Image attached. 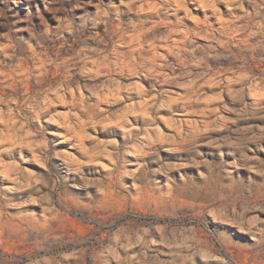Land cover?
Returning <instances> with one entry per match:
<instances>
[{"label":"rangeland","instance_id":"obj_1","mask_svg":"<svg viewBox=\"0 0 264 264\" xmlns=\"http://www.w3.org/2000/svg\"><path fill=\"white\" fill-rule=\"evenodd\" d=\"M0 264H264V0H0Z\"/></svg>","mask_w":264,"mask_h":264}]
</instances>
